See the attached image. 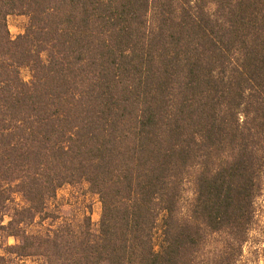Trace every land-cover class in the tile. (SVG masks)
Wrapping results in <instances>:
<instances>
[{
  "label": "trees",
  "instance_id": "16d2710c",
  "mask_svg": "<svg viewBox=\"0 0 264 264\" xmlns=\"http://www.w3.org/2000/svg\"><path fill=\"white\" fill-rule=\"evenodd\" d=\"M263 198L264 0H0V264H242Z\"/></svg>",
  "mask_w": 264,
  "mask_h": 264
},
{
  "label": "rangeland",
  "instance_id": "374dc122",
  "mask_svg": "<svg viewBox=\"0 0 264 264\" xmlns=\"http://www.w3.org/2000/svg\"><path fill=\"white\" fill-rule=\"evenodd\" d=\"M28 25V19L21 16H10L8 26L11 36L16 39L23 35ZM21 76L24 82L29 83L31 80L30 68H23ZM59 199L68 198L69 191L62 190L58 193ZM87 202L92 206L91 218L95 224L100 220L101 205L96 197H88ZM9 244H15L14 239L9 240ZM24 264H38L36 260H25ZM242 264H264V198L258 203V219L255 231L252 234L251 242L246 246L244 260Z\"/></svg>",
  "mask_w": 264,
  "mask_h": 264
}]
</instances>
